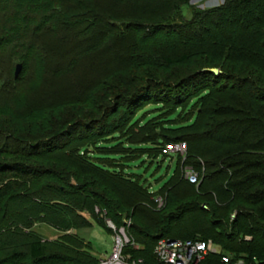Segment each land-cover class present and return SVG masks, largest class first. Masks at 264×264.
Here are the masks:
<instances>
[{"label": "trees", "instance_id": "obj_1", "mask_svg": "<svg viewBox=\"0 0 264 264\" xmlns=\"http://www.w3.org/2000/svg\"><path fill=\"white\" fill-rule=\"evenodd\" d=\"M18 1L22 0L14 1L13 19L9 18L8 23L0 20V48L10 52L16 65L27 62L26 54L30 55L29 62L33 63V59L40 61L43 49L35 35L43 28L53 31L59 23L85 26L89 29V38L95 42L109 34L115 38L111 23L122 16L113 13H123L114 11V7L130 0H25L22 7L17 4ZM143 1L147 3L149 0ZM189 2L154 0L152 8L144 7L143 3L141 6L133 5L138 9L131 8L126 13L129 14L126 16L129 23L121 36L135 39L136 28L159 20L167 21L166 24L153 26L152 34H175L182 40L197 39L201 47L211 48L213 44L217 53L205 60H209V67H218L222 73L202 72L201 67L200 70L188 71V62L203 56L199 49L193 55L181 53L177 57L150 49L134 50L132 42L128 49H122L124 53L119 59L126 67L133 68L131 72L124 69L119 76L115 75L118 82L112 84V88L117 91L114 94L116 105L106 109L110 114L104 112L108 118L123 107L122 120L118 125L111 123L105 134L101 122L104 119L92 121L89 125H84L83 121L73 124L70 130L87 126L88 129H95V136L103 137L101 143H81L83 137L76 138L72 132V142H78L73 150L75 162L72 164L80 179L77 184H68V194L78 199L76 202L72 198L64 199L62 209L47 207L44 212L49 222L58 225L53 217L65 211L62 215L73 228L91 226L83 215L73 217L75 206H79L76 203L81 199L99 207L116 226L124 225L123 214L128 215L130 224L126 227L127 233L140 247L132 249L128 246L125 252L141 257L143 264L155 262L153 248L161 236L211 240L223 252L255 257L264 264V0H225L223 4L208 9L194 8L192 17L186 19L182 10ZM68 4L77 9L67 13L65 6ZM11 35L15 37L10 38ZM115 41L117 44L119 40ZM27 78L24 76L18 80L14 76L8 82L10 93L21 95ZM4 82L1 73L0 94L5 87ZM133 82H136L135 88L144 94H130ZM88 87L90 90L94 88L93 85ZM185 88H190V91L182 92ZM192 97L197 100V116L192 126L176 130L161 128V123L165 121L158 120L161 113L153 115L152 120L145 124L132 122L141 110L151 108H144L143 103L156 101L154 109L172 103L173 108L166 109L169 112ZM34 118L29 116V127L36 125ZM151 126L164 135H153L144 140L142 133L137 134L138 130ZM20 133L16 135L0 130V225L9 215L10 206L38 183L40 175L45 173L41 171L39 159L46 151L49 153L66 146L65 136L69 134L56 135L55 132L53 137L43 135L29 139ZM119 138L126 140L130 147H120L121 144L117 143ZM141 138L144 141L140 142ZM168 141H183L187 149L185 156L177 153L179 159L182 157L177 172L157 194H150L129 176H124L121 170H116V162L95 156L98 149L103 150L96 152L99 154L120 151L135 156L140 150L131 148V145L140 143L152 145L156 152L153 154L161 155V149ZM185 168L197 173L195 183L184 176ZM91 175L97 179L86 178ZM156 196L163 199L160 207L155 202ZM53 200L56 199L50 197L49 201L55 202ZM28 204L35 209L33 199ZM71 207H74L73 212ZM170 208L175 210L167 215L161 214L162 210ZM67 211L73 213V218ZM233 211H238V214L231 219ZM39 212L44 213L42 210ZM91 217L94 218V215ZM6 246L7 250L0 251V264L98 262V258L82 249L85 245L76 235H61L51 242L28 237L23 249Z\"/></svg>", "mask_w": 264, "mask_h": 264}, {"label": "rangeland", "instance_id": "obj_2", "mask_svg": "<svg viewBox=\"0 0 264 264\" xmlns=\"http://www.w3.org/2000/svg\"><path fill=\"white\" fill-rule=\"evenodd\" d=\"M14 1L0 0V20L3 23H8L9 18L13 19L12 14H14L16 8ZM141 1L136 3V0H130L126 4L114 7L116 9L114 11L118 12L117 10H119L123 13V15L113 13V15L122 17H111V19H118L113 20L111 23L113 25V32L116 34L115 38L109 34L100 38L98 42H95L89 38V29L85 26H64L61 23L57 24L53 31H47L45 28L39 29L35 37H38V42L43 49L41 60L33 59V63L31 60L29 62L30 55L26 54L27 62H19L21 70L17 77L14 75L16 63L12 62L10 52L5 48H0V74H3V80H5V87L0 94V130L3 133H15L16 135L23 131L20 134L25 135L29 139L43 135L53 137V133L55 132L57 133L56 135L64 132L69 133L65 136L67 144L69 142L68 145L66 144V146L49 153L44 149L46 152L39 160L41 162V171H45V173L40 175L38 183L30 187L29 190H26L15 201V204L10 206L9 215L6 216L0 225V251L3 249L7 250L8 247L6 245H10L11 248L15 249H23L24 241L28 237L51 242L58 240L61 235H76L85 245V248L82 249L92 256L98 258L112 253L115 240L114 234L107 226L108 218L105 217V212L96 207L95 204H88L86 200L81 199L76 203L79 206H75L74 214L72 213L74 207H71L72 212L70 214L67 211L70 218L74 217L75 219V215H83L91 222V226L89 227L73 228V225H68L66 216L62 215L66 213L65 211L59 212L56 218L53 217L56 223L60 225L58 226L49 222L46 217L47 214L44 212L47 207L62 209L64 199L72 198L75 202L78 199V197L68 194L70 193L68 184H77L80 179L76 175L75 167L72 164L75 162L73 150L74 148L76 149L75 146L78 144V142H72V137H70L72 132L75 133L76 138L83 137L81 143H101L100 140L103 137L95 136V129H88L87 126L80 127L77 130H75V127L71 130L70 128L78 121H83L84 125H89L92 121L104 119L101 122L104 124L102 132L105 134L109 131L108 127L111 123L115 125L120 124L124 112L123 107L119 108L117 112L108 115V118L104 112L109 113L106 109H110L113 105H116L114 104V94L117 91L112 88L114 86L112 84L118 82L114 78L115 75L119 76L125 70L131 72L133 68V66L126 67L127 65L119 59L124 53L122 49H128L132 46V43L134 50L150 49L157 53L167 54L169 57H177L181 53L193 55L197 53L196 49H199L202 51L203 56L199 58L193 56L195 58L194 62L191 59L192 61L190 60L187 64L188 71L192 72L197 69L200 70L199 67L202 69L210 68L209 60L205 59H210L208 56H215L217 53L213 49L214 47H212L213 44H211V48L201 47V42L197 39L182 40L176 37L175 34L168 36H155L152 34L153 26L166 24L167 21L159 20L156 23H147L140 28H136L135 39L133 37L132 39L122 37V31H125V27L129 23L126 19V16L129 14L126 13L131 8L138 9L132 7L133 5L137 4L141 6L143 3L145 4L144 7H154V0H149L148 4ZM224 1L190 0L188 6L182 10L183 17L186 19L191 18L194 8L208 9L221 5ZM24 3L25 0L17 2L20 7ZM65 7H67V13L77 9V7L71 4ZM124 16L125 19H123ZM23 26H21V29H23ZM30 33L28 36H30ZM14 37L15 35L10 36V38ZM115 40H119L117 44ZM86 51H88L87 55L85 54ZM67 73H70V75ZM14 76L18 80L24 76L28 77L26 81L28 85L24 83L22 87L24 92H21V95L11 94L10 90H8V82L13 80ZM75 76H77L78 80L77 78L75 79ZM91 85L94 88L90 90L88 86ZM131 85L133 87L131 95L144 94V92H140L135 88L136 82L131 83ZM189 89H182V92H188ZM155 102L143 103L144 108H151L141 110L136 114L132 122L145 124L152 120L153 115L161 113L158 120H165L161 123V128L176 130L192 126L196 121L197 100L194 97L184 105L177 106L169 112L166 109L169 107L173 108L172 103H165L160 109H154L153 105H156ZM150 110L152 111L148 115H145V112H149ZM29 116L35 117L36 125L33 127L28 126L31 122ZM134 132H138L137 134L142 133L145 138L144 140H146V137L150 139L153 135L154 137L164 135L162 131L159 129L155 130L152 126ZM29 133L32 135H29ZM144 140L142 138L139 139L140 142ZM117 143L121 144L120 147L122 148L130 147L123 138H119ZM169 143L171 142L168 141L167 144ZM131 148H137L140 152L135 154V156L120 151L99 154L96 152L103 150L98 149L95 151V156L116 162L118 164L115 167L116 170L119 172L121 170L124 176H129L150 194L160 193L177 172L179 160H182V157L179 159L180 156L174 152L166 156L162 154L154 155L156 154L153 151L154 147L147 143L131 145ZM109 168L113 167L110 166ZM58 177H60V180H55ZM86 178L92 181L97 179L92 175ZM82 179L84 180L85 178ZM52 187L55 188L53 189ZM95 190L100 191L97 188ZM50 197L55 198L56 200H53L55 202L49 201ZM31 199L36 204L35 209L30 207L31 204H28ZM40 210L44 213L39 212ZM172 210H175V208L162 210L161 214L164 215L165 213L167 215ZM47 213L50 215L51 212L48 210ZM237 214L238 211H233L231 219L236 218ZM92 215H94V218L91 217ZM123 215L124 219L129 220L128 215ZM256 219L258 220L259 218L257 217Z\"/></svg>", "mask_w": 264, "mask_h": 264}, {"label": "built area", "instance_id": "obj_3", "mask_svg": "<svg viewBox=\"0 0 264 264\" xmlns=\"http://www.w3.org/2000/svg\"><path fill=\"white\" fill-rule=\"evenodd\" d=\"M187 146L183 141L171 142L166 144L162 149V155L171 152L184 155ZM197 173L191 169H185V177L189 182L195 183ZM157 206L163 205L161 196L155 197ZM126 225L116 226L110 220H107L108 227L114 234V245L112 253L98 257L97 264H143L141 257L133 256L130 252H125L126 247L138 249V245L128 235L126 227L130 224L127 220ZM153 256L155 262L153 264H263L255 257L248 258L246 256H236L231 253L223 252L211 240L203 239H186L174 237L157 238Z\"/></svg>", "mask_w": 264, "mask_h": 264}, {"label": "water", "instance_id": "obj_4", "mask_svg": "<svg viewBox=\"0 0 264 264\" xmlns=\"http://www.w3.org/2000/svg\"><path fill=\"white\" fill-rule=\"evenodd\" d=\"M20 70H21V64L18 63V64L15 66V73H14V75H15L16 77L18 76ZM201 71H202V72H204V71H209V72L213 73L214 75H219V74L222 73L221 69H219L218 67H210V68L202 69ZM123 221H124V223L126 224L127 220L124 219Z\"/></svg>", "mask_w": 264, "mask_h": 264}]
</instances>
